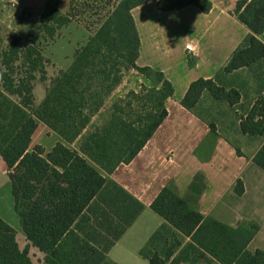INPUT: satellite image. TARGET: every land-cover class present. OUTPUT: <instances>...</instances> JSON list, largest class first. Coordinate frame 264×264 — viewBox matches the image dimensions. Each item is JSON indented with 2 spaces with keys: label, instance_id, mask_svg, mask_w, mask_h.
<instances>
[{
  "label": "trees",
  "instance_id": "16d2710c",
  "mask_svg": "<svg viewBox=\"0 0 264 264\" xmlns=\"http://www.w3.org/2000/svg\"><path fill=\"white\" fill-rule=\"evenodd\" d=\"M147 2L162 12L193 6L207 14L211 9L210 0H117L113 5L110 0H70L63 14L56 0H48L41 21L30 23L44 42L56 40L71 23L88 33L69 68L51 79L46 70L52 63L41 46L24 43L14 32L4 40L0 27V158L8 170L21 230L45 254V264H108L107 253L143 209L102 173L109 176L135 158L167 116L165 103L173 96L162 73L136 66L139 36L131 10ZM99 8L103 16L92 26L81 19L99 16ZM235 16L249 33L213 79L189 85L181 106L204 121L199 108L205 95L237 106L239 90L222 85L221 77L247 70L257 97L239 118L238 129L261 139L252 162L264 171V0H239ZM128 72L152 85L142 84L139 92L130 91L106 107ZM37 82L44 86V97L36 105ZM39 123L65 144L56 143L48 153L41 146L29 149ZM234 191L243 193L240 181ZM150 209L165 224L139 252L148 264H264L263 251L247 249L259 230L256 224L231 228L203 217L197 199L180 195L173 183L163 187ZM0 264H33L1 217Z\"/></svg>",
  "mask_w": 264,
  "mask_h": 264
},
{
  "label": "crops",
  "instance_id": "0c3cea01",
  "mask_svg": "<svg viewBox=\"0 0 264 264\" xmlns=\"http://www.w3.org/2000/svg\"><path fill=\"white\" fill-rule=\"evenodd\" d=\"M47 1L0 0L1 31L14 32L18 36L28 33L29 25L20 19L22 13L29 16V21L37 23L41 21ZM56 1L60 12L65 14L70 0ZM238 1L210 0L211 9L207 14L193 6L162 12L156 9L154 2L131 10L139 36L136 66L162 73L173 87V96L165 103L167 116L135 158L129 164L117 167L109 176L102 173L143 207L107 253L108 264H148L139 252L152 234L165 224L151 211L150 205L169 183L174 184L180 195L197 199V210L203 217H210L231 228L256 224L259 230L247 249L264 252V171L252 162L261 139L240 134L238 120L236 128L241 138L255 145L249 151L246 143L242 147L235 145L218 127L211 131L206 121L181 106L189 85L198 79H213L249 33L235 16ZM71 24L82 28L76 23ZM71 24L60 30V37L61 31ZM221 84L239 90V107H245L243 95L246 93H241L243 89L257 90L245 69L221 77ZM42 88L44 91V86ZM256 97L257 94L240 117L246 114ZM203 101L205 104L202 106L221 104L207 95ZM38 129L41 137L34 146H41L45 153L56 143L65 144L43 124L39 123L36 131ZM31 144L29 149L34 147ZM235 149H239L242 156H238ZM7 175V167L0 158V217L15 231L19 250L27 249L33 264H45V254L33 247L21 230L19 218L13 210ZM237 181L243 186L240 196L234 191ZM187 242L185 239L184 243Z\"/></svg>",
  "mask_w": 264,
  "mask_h": 264
},
{
  "label": "rangeland",
  "instance_id": "374dc122",
  "mask_svg": "<svg viewBox=\"0 0 264 264\" xmlns=\"http://www.w3.org/2000/svg\"><path fill=\"white\" fill-rule=\"evenodd\" d=\"M83 0H76L77 3H82ZM111 5H113L117 0H110ZM102 5V4H101ZM100 5V7H101ZM100 8L98 9V15H89L85 14L81 17L82 20L86 22V24H89L92 26L91 23H96L102 16L103 12L101 13ZM105 12V11H104ZM24 15V17L22 16ZM21 15V20L26 21L29 25L28 33L23 34L20 36L24 43L31 42L33 44H37L41 46L43 54L50 58L52 64L49 66L46 70L47 78L51 79V76H54L58 71L60 70H67L71 64L72 56L74 53V49H76L78 46L82 45L87 37L88 33L82 29L76 26L75 24H71L69 27H67L65 30H62V36L58 37L53 42H44L43 36L36 30H31L30 23L33 21H29V16L27 14L23 13ZM26 15V16H25ZM23 17V18H22ZM90 18V19H89ZM40 22V21H39ZM37 22V23H39ZM80 26V25H79ZM10 33V32H9ZM8 33L1 31V36L5 40ZM56 41L55 44H53ZM53 44V45H52ZM137 76L134 72H128L124 75V78L122 80V83L119 85V87L114 91L112 94V97L108 102L106 103V107H108L109 103L117 100L118 98L124 97L128 92L134 91L139 92L140 85H146L150 86L152 83L149 80H141V78ZM34 88V102L40 103L44 96L43 91V85L39 82L35 84ZM227 86V85H225ZM247 87V86H246ZM242 94L246 93V96H244V106L246 107L249 102L256 96L257 90L250 91H241ZM205 104V101H204ZM245 107H239V105L230 108L225 104H217L215 107H209L204 105L203 107L199 108V113L201 116L209 123H213L216 127L219 128V130L228 137L235 145H238L242 147L245 145V143L248 146L249 151L252 150V148L255 146L254 144L247 143L244 138H241L239 135L236 125L240 118V113L245 112ZM236 111L238 113H236ZM106 111H102V114H106ZM97 121L96 118L94 119V122ZM40 130L35 132V134L32 137V144L31 147L36 145L35 143L37 140L41 137ZM44 138V137H43ZM45 139V138H44ZM47 141V139H45ZM75 146L72 145L70 148H73Z\"/></svg>",
  "mask_w": 264,
  "mask_h": 264
},
{
  "label": "built area",
  "instance_id": "2783aa9c",
  "mask_svg": "<svg viewBox=\"0 0 264 264\" xmlns=\"http://www.w3.org/2000/svg\"><path fill=\"white\" fill-rule=\"evenodd\" d=\"M12 6H14V5H12ZM23 14V13H22ZM23 17H24V15H22ZM26 16V15H25Z\"/></svg>",
  "mask_w": 264,
  "mask_h": 264
}]
</instances>
